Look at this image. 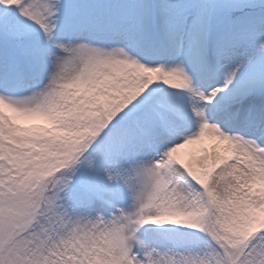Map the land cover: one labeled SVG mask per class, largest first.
<instances>
[{
	"label": "snow or ice",
	"instance_id": "snow-or-ice-1",
	"mask_svg": "<svg viewBox=\"0 0 264 264\" xmlns=\"http://www.w3.org/2000/svg\"><path fill=\"white\" fill-rule=\"evenodd\" d=\"M0 264H264V0H0Z\"/></svg>",
	"mask_w": 264,
	"mask_h": 264
},
{
	"label": "bare ground",
	"instance_id": "bare-ground-1",
	"mask_svg": "<svg viewBox=\"0 0 264 264\" xmlns=\"http://www.w3.org/2000/svg\"><path fill=\"white\" fill-rule=\"evenodd\" d=\"M206 141L209 144V149L213 150V144L216 143L212 138H206ZM195 146H186L183 149H180L179 152L182 153V157L187 160L189 158V155L194 151Z\"/></svg>",
	"mask_w": 264,
	"mask_h": 264
},
{
	"label": "rangeland",
	"instance_id": "rangeland-1",
	"mask_svg": "<svg viewBox=\"0 0 264 264\" xmlns=\"http://www.w3.org/2000/svg\"><path fill=\"white\" fill-rule=\"evenodd\" d=\"M205 146H207L208 147V149H209V144H208V142L206 141V139H205ZM210 150V149H209ZM211 151V150H210ZM180 153V155H182V153L181 152H179Z\"/></svg>",
	"mask_w": 264,
	"mask_h": 264
}]
</instances>
